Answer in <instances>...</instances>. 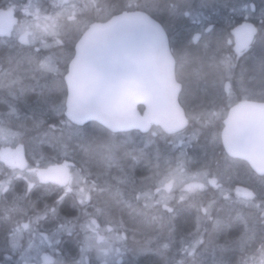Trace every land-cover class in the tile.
I'll return each mask as SVG.
<instances>
[{
    "label": "snow or ice",
    "instance_id": "1",
    "mask_svg": "<svg viewBox=\"0 0 264 264\" xmlns=\"http://www.w3.org/2000/svg\"><path fill=\"white\" fill-rule=\"evenodd\" d=\"M224 7L231 14L243 13L245 22L230 24L231 31H217L207 15H194L190 4L165 5L170 20L185 18L194 25L180 50L171 47L166 28L153 15L160 8L157 0H126L123 5L52 0L48 6L46 0H29L19 7L11 3L0 10V37L14 52L9 61L19 57L28 65L0 68V88L17 98L28 87L38 90L43 100L36 103H43L44 111L60 117L58 124L48 125L44 135L53 136L64 146L56 156L37 157L33 153L29 157L20 139L22 133L12 131L5 119L15 114V108L9 105L10 111L0 114V220L22 216L8 229L6 242L12 255L5 256L0 264H69L59 249V237L64 231L73 234L71 221L61 223L56 207L65 197L72 198L74 208L80 206V215L73 218L84 217L79 257L71 264H126L121 257L129 222L164 227V221L171 222L179 214L176 204L195 208V229L179 241L169 236L161 244L157 238L161 264H206L200 249L213 241L204 238L207 228L203 220L210 221L216 232L233 223L240 225L241 234L229 245L240 253L236 264H264V5L259 9L258 27L248 22V13L256 11L254 0H244L243 6L236 0ZM17 11L23 19H17ZM61 37L71 42L66 52ZM213 39L226 54H213L206 66L220 86L212 97L213 110L194 112L188 95L193 88L206 91L200 84L202 74H207L205 62L201 60L194 69V81L182 79L178 69L189 62L190 45L195 44L199 50L203 42L207 53ZM257 44L259 55L255 54ZM56 46L62 56L45 51ZM178 52L182 54L178 56ZM249 52L253 55H247ZM242 57L253 62V74L245 82L241 66L238 82L233 84ZM29 76L35 83L25 85ZM52 83L57 85L59 103L51 98ZM217 121H222L223 132L217 131L212 139L219 147L222 163L217 162L215 172L206 166L192 173L184 149L203 127L216 126ZM87 122L96 126L99 135L87 131ZM42 123V119H35L37 127ZM195 124L201 129L193 127ZM190 127L191 134L186 135ZM132 130L164 139L168 150H150L154 143L151 139L138 144ZM65 140L76 141L71 152ZM118 148L125 149L123 155L118 154ZM143 157H148L150 164L155 161V171L141 177L138 185L121 161ZM239 160L246 161L262 177L258 189H233L231 183H223L225 176L231 181L229 169L237 168ZM113 168L120 174L113 175ZM18 180L26 183L19 192L15 184ZM210 189L214 191L205 203L201 197ZM37 190L41 194L33 199ZM176 190L180 191L178 198ZM52 191L57 194L53 205L45 203L42 212L35 211L42 196ZM225 209L236 215L228 220L213 215ZM49 213L58 227H38ZM69 215L72 212L65 213ZM249 220H259L262 226L259 230L250 228ZM168 227L175 231L171 223ZM25 234L26 245L21 243ZM13 255L18 258L13 259ZM212 264L225 262L214 257Z\"/></svg>",
    "mask_w": 264,
    "mask_h": 264
},
{
    "label": "flooded vegetation",
    "instance_id": "2",
    "mask_svg": "<svg viewBox=\"0 0 264 264\" xmlns=\"http://www.w3.org/2000/svg\"><path fill=\"white\" fill-rule=\"evenodd\" d=\"M241 0V6H243L244 1ZM33 3L36 2H40V0H32ZM99 3H108V4H116V5H123L124 3H126V0H98ZM170 2H177L180 3L182 5H191V8L193 10V14L196 15L198 13H203L205 15L208 16V18L211 20V23L215 26V28L217 29V31L220 30H225L227 29L228 31H231V29L229 28L230 24H239V23H244V19H243V13H236V14H231L229 9L227 7H224V5H230L233 2V0H157V3L160 5V8L158 11H154L153 15L157 18V21L159 23L162 24V26H164L167 30V34L169 36L170 39V45L171 47H173L174 49L180 50L184 47L189 33L192 31L194 25L185 18H179V19H175V20H170L169 16H168V12L167 9L165 8V5H167ZM247 2L251 3L252 0H247ZM15 3V2H13ZM52 3V0H46V6L50 5ZM255 3V7H256V11L253 12H249L248 15L250 17V19L248 20V22L253 23L255 26H259V20L258 16H259V7L256 4V1L254 0ZM17 6H19L18 3ZM204 5L203 8H201V5ZM215 10V11H213ZM202 43L199 47V50H197V46L195 44L190 45L188 48V56H189V62L188 63H184L182 68H179V74L181 76L182 79H189L190 77H195L194 76V69H196L199 65L201 60H203L205 62V69L204 72L207 73L206 75L202 74V77L200 79V84L202 87H206V91H200L198 89L193 88V90L189 93L188 95V102L191 106L192 111L194 112H201V111H205V110H213V104H212V97L215 93V91L217 90V88L220 86V82L219 79L214 77V75L212 74V70L207 68V63L208 58L211 57L213 54H216L217 56L226 54L224 49L221 47V49H217V46L220 45L218 44L214 39L211 42L210 45V50L205 53L203 47H202ZM47 53H55L58 56H62L63 53L62 52H58L61 51V49L59 48V46L53 47L51 49H47L45 50ZM67 51V46L65 43V49L64 52ZM258 51V48H257ZM182 54L180 52H178V56ZM255 54H257V52H255ZM247 55L251 56L253 55L252 52L247 53ZM12 56H14V53H12ZM243 57L241 58V63L238 62L237 67L235 69V76L233 77V84H236L238 82V78L241 72V66H243ZM61 66L63 64V61L61 59L60 61ZM248 63V67L250 72L252 73V61L251 60H247ZM23 66V67H27V62L26 61H22L19 57H16L14 59L11 60V62L9 61V57L6 59H3V62L0 63V68L3 69H18V67ZM191 66H194V69H191ZM245 71V68H244ZM246 74V73H245ZM253 74V73H252ZM250 74V75H252ZM189 75V77H188ZM206 76H210L208 79H206ZM214 77V78H213ZM246 78L248 76H245ZM246 78H245V82H246ZM206 79V80H205ZM42 84L44 83V80L41 79L40 81ZM35 83V79H33L31 76L28 77V79H26L24 81L25 85H29V84H34ZM56 85L55 83L51 84V87L53 89V86ZM0 90H4L7 91L3 88H0ZM55 89H53L54 91ZM32 91H38L35 89H32L30 87L26 88L25 92V96L23 99V102L25 104L26 108V115L28 117H30L31 115H33V113H35V111H30L29 109H33V107H38L41 104L43 105V103L40 104H34V100L35 98H37L36 96H38V94H33L34 92ZM53 91L50 93L52 100L56 101L57 103L60 102V97L59 94H57L55 97L53 96ZM34 96H33V95ZM45 95H48V93H45ZM34 97V98H33ZM55 98V99H53ZM12 103L14 104L15 102H19V99H17V97H13L12 99ZM39 100H43V97H39ZM35 102H37V100H35ZM11 105V104H10ZM29 106H31L30 108H28ZM14 107V106H13ZM15 108V107H14ZM50 108V105H49ZM40 110H43L42 112L39 113V119H42L44 121L45 124V132L49 131L48 129V122L49 124H51L53 122V120H55L54 123L59 122L60 117H58V115L52 113L50 110L49 111H44V109L39 108ZM10 111V107L7 110V113ZM4 114V113H2ZM17 114V110L15 108V114L10 116V117H5V119L8 122L11 123H15L17 121V118L15 117V115ZM29 119H27L28 121ZM26 121V122H27ZM43 124V123H42ZM92 124V122H88V125ZM193 127L197 128V129H201V125L199 124H195L193 125ZM11 130L12 131H18L17 129H15V127L11 126ZM20 130V128H19ZM222 130H223V126H222V121H217L216 122V126H212L209 125L207 127H203L201 129V131L199 132L198 136L193 139L191 141V144L188 145L184 150L187 152V165L188 168L190 169V171L192 173L197 172L200 169H204L206 166H210L208 167L207 170L215 172L216 170V166H217V162L220 161V156H219V147H217L214 143H213V135L216 134L217 131H219L222 134ZM192 131V127H190L188 129V133H186V135H190ZM20 133H22L21 136V142L26 146V142L29 141L32 137H35L34 135L37 134V132L35 131H23L20 130L18 131ZM43 132V134L45 133ZM45 136V137H49ZM132 136L136 139V142H140L142 141V139H148V134L143 133V132H137L136 130H132ZM160 141L159 146L162 148V152H165L168 150L169 148V144L168 142H166L164 139H160L157 138ZM169 140H171V137L168 138ZM69 140H65V145L69 146L68 144ZM64 147V146H63ZM220 147H222V142ZM27 148V147H26ZM28 149V148H27ZM164 149V150H163ZM63 151V148L61 150V152L59 154H61ZM125 150L121 151L124 152ZM29 152V157H31V155L33 154L32 152ZM53 150L50 148L48 153L46 154H40L43 155L44 157H52V153ZM71 152V151H69ZM121 152H118V154H122ZM35 154V153H34ZM38 157V154H35ZM58 155V154H56ZM205 156H207V160L205 159ZM195 157L198 160V162H195ZM202 157L203 160H200ZM222 163V161H220ZM121 163L124 165L125 167V171L133 174L136 179H137V183L139 185L140 179L143 176H148V167L150 166L149 164V159L148 157H143L141 158L139 161H132L131 159H125L123 161H121ZM134 165V167H133ZM96 170L95 166L93 167V171ZM233 172L234 179L233 181V189L235 187H242V188H249V189H258L260 187V181L262 179V177L258 174H256L251 168L250 166L243 160H239L238 161V167L235 169H229ZM112 174L113 175H119L120 172L118 169L113 168L112 170ZM140 177V179H138ZM0 179H3V176L0 175ZM225 184V186L228 185V183H226L225 181L223 182ZM16 184V191H20L22 188L26 187V183L24 180H18L15 182ZM149 185L146 182L145 184V188H147ZM122 188L124 186H121ZM130 192V190H128ZM214 190H209L207 191L204 196L205 198V203L208 201V199L212 196ZM235 195V192H232ZM231 193V194H232ZM40 190H37L33 193V199L36 198L37 195H40ZM175 196L178 198L180 195V191L176 190L175 191ZM57 199V194L55 191H52L50 193L44 194L42 196L40 205L42 206L43 204L45 205L48 204L49 202L54 203V201ZM24 206H27V202L23 201L21 202ZM62 203V202H61ZM60 203V204H61ZM60 204L56 205V207L58 208V211L60 209ZM43 205V206H44ZM53 205V204H52ZM63 208L62 210L59 211L60 214V222H66V221H71V224L69 225L72 228V235H68L67 231L62 232L61 236L59 237L60 239V244H59V249L63 252L64 256L68 259L69 264H71V261L73 258H78L79 257V242L83 239V232L81 231L80 228V224H82L84 222V217L81 216V218L79 220H75L73 217L74 216H79L80 212L78 211L79 209V205H75V208L73 207V202H72V198L71 197H65V200L63 201ZM178 205V204H176ZM36 207L35 211L37 212H41L39 211L40 209H43V206L41 207ZM89 211H91V209H89ZM248 210H245L246 214H247ZM66 212H72V215L69 216H65ZM32 212L31 210L29 211V215H31ZM22 216L21 214H16L14 216V218L12 219V221L10 223H8L7 227V231L5 233V235L1 234V228H2V223H6L4 220H0V260H2L5 256H9L12 255L11 250L9 248V245L6 242V238L8 236V229L12 228L15 226V221L17 219H21ZM126 218V216H125ZM24 222H27V217H23ZM254 225V227H259L262 223L259 220H256L252 223ZM251 223H249V227H250ZM38 227H48V228H52V227H58V224H56L55 219L51 216V214L49 213V217L47 220L41 221L40 225H38ZM28 241V237L27 234H25L24 239L21 241L22 244L26 245ZM256 247H259V245H256ZM93 258L95 256V254L93 253ZM18 257H16L15 255H13V259H16Z\"/></svg>",
    "mask_w": 264,
    "mask_h": 264
},
{
    "label": "trees",
    "instance_id": "3",
    "mask_svg": "<svg viewBox=\"0 0 264 264\" xmlns=\"http://www.w3.org/2000/svg\"><path fill=\"white\" fill-rule=\"evenodd\" d=\"M8 1V0H7ZM13 2H16L18 0H11ZM257 6L260 8L262 5H264V0H255ZM6 2V0H4ZM2 3V7L0 9L6 8V3ZM27 3V1H23L22 4ZM21 5V2L20 4ZM19 7V6H18ZM20 11H17L16 14H19ZM61 39L65 40L67 49L70 47L71 42L68 38L66 37H61ZM8 44L5 43V40H0V53H4L5 51H8V48H6ZM12 48L8 53H12ZM61 52V51H58ZM14 53V52H13ZM0 54V56H1ZM5 57L0 58V63L3 62V59ZM57 85L53 86V89H56ZM58 94L57 91H53V96L55 97ZM24 94H19L18 98L19 102H15L14 104L12 103L11 98L9 97H1V99L8 101L12 106H14L17 110V114L15 117L17 118V121L15 123L8 122V125L15 127L18 131L23 130V131H35L37 132L36 135H34L35 140L38 139V142L40 141H45V140H51L53 144L51 143L52 146L56 147V149H53V151L56 154H59L63 148V146L57 142L56 139L53 138V136L45 137L43 132H45V124H40L39 127L35 125V119L39 118V113L42 112L44 109V105H40L38 107H33V115L28 117L26 115V106L23 103H20L21 100L24 99ZM55 99V98H53ZM29 106L28 108H30ZM6 114L7 110L4 109V106L0 104V114ZM27 119H29L27 121ZM27 121V122H26ZM55 120H53L52 123H54ZM59 122H57L58 124ZM49 125V122H48ZM20 128V130H19ZM56 135L58 136L59 133L57 132ZM160 141L157 139V143H153L151 145V149H157L159 148ZM51 147V146H50ZM52 149V148H51ZM38 154H46L42 153V151H38ZM55 154V156H56ZM150 162V161H149ZM150 164V163H149ZM205 196L201 197L203 202H205ZM222 203V202H221ZM53 203L49 202V205L51 206ZM44 205V204H43ZM42 205V206H43ZM41 206L40 203L37 207ZM41 206V207H42ZM63 202L60 204V210L63 208ZM175 207H187L186 205L182 206L181 204L175 205ZM44 208V206H43ZM185 209L183 213H179L176 218L169 222V221H164V227H161L159 224H154L151 226L144 225L142 223H131L129 222L128 225V231L125 233V240L123 241V255L122 259L126 262V264H136L133 263V261L138 260L137 255H141L145 257L146 264H155L156 259H162V256L160 254V246L157 243V238H159L160 243L167 242L169 236L175 237L176 241H179L181 236H186L188 232L193 231L195 229V217H196V210L195 208H189ZM43 210V209H42ZM40 209L39 211L42 212ZM214 216H219L220 218L224 220H228L229 217H234L236 215L235 212L229 213L226 212L225 210L222 211H214L213 213ZM127 219V217L125 218ZM169 223L174 225L175 231L172 232L170 228L168 227ZM202 223L206 226L207 231L204 233V238L207 241L208 239H212L213 243L212 245L208 246L207 248L201 247L200 251L203 254L202 259L206 262V264H212L213 258L215 257L216 260H222L225 262V264H236V261L240 258V253L238 251H234L233 247H230V242L235 240L239 235L241 234V226L233 223L232 227L230 228H224L220 232H216L213 229L212 223L207 220H203ZM262 226V224L259 227H254V225L251 223L250 228H255L259 230V228ZM187 229V231H185ZM161 230H166L168 233L166 235H161ZM182 230L185 232L183 233ZM181 234V235H180ZM161 236V237H159ZM178 236H180L178 238ZM213 249H215V252L213 253ZM179 258V257H178ZM158 263V260H157Z\"/></svg>",
    "mask_w": 264,
    "mask_h": 264
},
{
    "label": "bare ground",
    "instance_id": "4",
    "mask_svg": "<svg viewBox=\"0 0 264 264\" xmlns=\"http://www.w3.org/2000/svg\"><path fill=\"white\" fill-rule=\"evenodd\" d=\"M4 2V0H0V5H2V3ZM4 3H6V5H8V4H11V3H13V1H11V0H6V2H4ZM221 45H218L217 46V49H221ZM1 54V53H0ZM238 62H240L241 63V59L238 61ZM243 68H245V76H249L250 74H252L251 72H250V70H249V67L247 66L248 65V63H247V60H245L244 58H243ZM191 69H194V66H191ZM188 77H189V75H188ZM202 77V76H201ZM210 76H206L205 78L206 79H208ZM215 77V76H214ZM213 77V78H214ZM205 79V80H206ZM186 81H194L195 80V77L193 78V77H190L189 79H185ZM0 96L1 97H9L8 96V94L4 91V90H0ZM10 98V97H9ZM59 117V116H58ZM37 143H38V140H35L34 138H31L29 141H27L26 142V147L28 148V150L30 151V152H32V153H34L36 150H40V151H42V153H48V151H49V149H50V146H51V142H49L47 145H37ZM138 144H140V142L138 141L137 142ZM68 144H69V146H67V149H68V151H72V149H73V147L75 146V144H76V141H74V140H69L68 141ZM37 148V149H36ZM159 149L160 150H162V148L161 147H159ZM164 150V149H163ZM37 153V152H36ZM52 154V156H55V152H52L51 153ZM201 159L200 160H203V158L202 157H200ZM207 156H205V159L207 160ZM198 160L199 159H197L196 157H195V162L197 163L198 162ZM246 162V161H245ZM247 163V162H246ZM248 164V163H247ZM95 171V170H94ZM228 175L229 176H231V181H229L228 180V176H225L224 177V180H223V182L225 181L226 183H231V185L233 186V179H234V176H232L233 175V172L231 171V170H229V172H228ZM233 197H235V195L232 193L231 194ZM222 202V201H221ZM177 208H179V207H177ZM180 209V212L179 213H183V211L185 210V209H188L187 207H181V208H179ZM256 221V220H255ZM254 221L253 220H249V223H253ZM1 224H2V228H1V234H3V235H5V233H6V231H7V227L6 226H8V222H6V223H2L1 222ZM240 226V225H239ZM185 231H187V229H185ZM184 230H182V232L184 233L185 232ZM173 232V231H172ZM161 235H166L167 233H168V231H166V230H161ZM181 235V234H180ZM159 237H161V236H159ZM180 236H178V238H179ZM169 254H171V253H169ZM137 259L138 260H135V261H133V263H135L136 262V264H146V260H145V257H143V256H141V255H137ZM157 260H158V263H157ZM161 261H162V259H156V263L155 264H161Z\"/></svg>",
    "mask_w": 264,
    "mask_h": 264
},
{
    "label": "rangeland",
    "instance_id": "5",
    "mask_svg": "<svg viewBox=\"0 0 264 264\" xmlns=\"http://www.w3.org/2000/svg\"><path fill=\"white\" fill-rule=\"evenodd\" d=\"M23 1L24 0H22L21 1V4L23 3ZM201 1V0H200ZM233 2H236V0H233ZM19 19H23V16H22V14H21V12H20V14H19V17H18ZM1 40V39H0ZM6 48H8V51L6 52H4V53H2L1 54V56H0V58H2V57H5L4 59H6V58H8L10 55H12V53H8L9 51H10V49H11V46L10 45H8ZM257 48H258V51H257ZM256 52H257V54L256 55H259V45L257 44L256 45ZM251 75H249L248 77H250ZM248 77L246 78V82L248 81ZM258 83V82H257ZM7 94H8V92L7 91H5ZM32 92H34L33 94H38V91H32ZM24 95L26 94V93H23ZM32 94V95H33ZM11 99L14 97V96H10V95H8ZM34 96V95H33ZM37 98H35V100H38L39 99V95L38 96H36ZM34 98V97H33ZM35 100L33 101L34 102V104H36V102H35ZM20 103H23V100H21L20 101ZM0 104H2L3 106H4V109L5 110H8V108H9V105H10V103L8 102V101H5V100H3V99H1L0 98ZM24 104V103H23ZM25 105V104H24ZM30 111H32V109H29ZM87 131L90 133V134H96V135H99V133H98V131H97V128H96V126L94 125V124H89L88 126H87ZM148 137V139H151V140H153L154 141V143L156 144L157 143V138H153V137H151L150 135H148L147 136ZM38 140V139H37ZM49 142H51V140H45V141H40V142H38L37 143V145H47ZM52 144H53V142H51ZM50 148H52V150L53 149H56V147H54V146H52L51 145V147ZM37 149V148H36ZM123 150H125L124 148H118L117 149V152H121V151H123ZM152 151H155V149H153ZM37 152V153H36ZM54 152V151H53ZM35 154H38V150H36L35 152H34ZM122 154H120V155H123V152H121ZM40 156V154H38V157ZM150 163V162H149ZM148 169H149V171H148V176H150L151 174H152V172L153 171H155V161H152L151 162V164H150V166L148 167ZM138 179H140V177L138 178ZM149 185V184H148ZM225 211L226 212H228L226 209H225ZM12 220H9V221H5V222H8V223H10Z\"/></svg>",
    "mask_w": 264,
    "mask_h": 264
},
{
    "label": "water",
    "instance_id": "6",
    "mask_svg": "<svg viewBox=\"0 0 264 264\" xmlns=\"http://www.w3.org/2000/svg\"><path fill=\"white\" fill-rule=\"evenodd\" d=\"M222 132H223V130H222ZM251 166V165H250ZM254 170V169H253ZM255 171V170H254ZM256 172V171H255ZM257 173V172H256ZM258 174V173H257Z\"/></svg>",
    "mask_w": 264,
    "mask_h": 264
}]
</instances>
